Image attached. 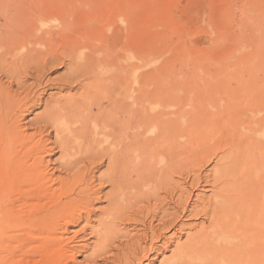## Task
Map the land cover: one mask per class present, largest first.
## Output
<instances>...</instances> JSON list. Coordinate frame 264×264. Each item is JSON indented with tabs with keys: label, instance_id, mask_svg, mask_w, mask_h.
Listing matches in <instances>:
<instances>
[{
	"label": "bare ground",
	"instance_id": "bare-ground-1",
	"mask_svg": "<svg viewBox=\"0 0 264 264\" xmlns=\"http://www.w3.org/2000/svg\"><path fill=\"white\" fill-rule=\"evenodd\" d=\"M16 6L0 0V251L27 248L18 264H264L263 86L191 116L155 103L160 74L104 44L71 40L32 63L52 33Z\"/></svg>",
	"mask_w": 264,
	"mask_h": 264
},
{
	"label": "rangeland",
	"instance_id": "rangeland-1",
	"mask_svg": "<svg viewBox=\"0 0 264 264\" xmlns=\"http://www.w3.org/2000/svg\"><path fill=\"white\" fill-rule=\"evenodd\" d=\"M15 3L18 11L21 8L23 15L33 18V30L52 33V37L44 34L47 39H41L32 63L41 57L43 50L47 52L42 53L43 57L54 51L64 54L74 44L70 42L89 39L96 46L88 50L94 51L97 45L104 44V50L122 63L141 58L143 72L156 71L163 87L168 88V97H159L155 103L182 106L191 116L210 106H222L230 90L235 97L243 89L254 90L261 85L264 88V0H15ZM62 71L49 77L59 76ZM165 77L168 79L163 80ZM48 91L56 97L75 93V90ZM245 95L252 104L259 105L257 97L258 102ZM244 99L240 95L236 101L246 103ZM41 111L42 108L33 110L25 122ZM215 161L201 162L203 175L208 174ZM173 179L182 181V177ZM207 188L200 186L195 194L209 195ZM26 249L12 255L1 250L0 264H18L16 260L24 257ZM169 256L168 252L164 257ZM75 257L80 264L82 254Z\"/></svg>",
	"mask_w": 264,
	"mask_h": 264
}]
</instances>
